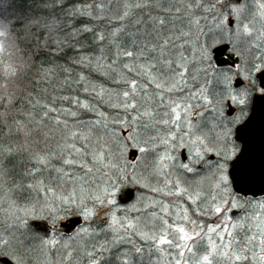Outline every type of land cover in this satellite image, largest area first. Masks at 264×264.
<instances>
[{"label":"snow or ice","instance_id":"snow-or-ice-1","mask_svg":"<svg viewBox=\"0 0 264 264\" xmlns=\"http://www.w3.org/2000/svg\"><path fill=\"white\" fill-rule=\"evenodd\" d=\"M25 4L32 72L0 98L15 113L0 118V264H264V192L232 178H264L256 132L237 139L264 98V0Z\"/></svg>","mask_w":264,"mask_h":264},{"label":"trees","instance_id":"trees-1","mask_svg":"<svg viewBox=\"0 0 264 264\" xmlns=\"http://www.w3.org/2000/svg\"><path fill=\"white\" fill-rule=\"evenodd\" d=\"M31 14L25 0H0V33H3L0 35L3 45L0 51V98L16 99L27 87L26 78L32 72L35 41L32 39L31 22L24 18ZM35 30L39 31V28ZM8 109L0 111V118L15 115L10 105Z\"/></svg>","mask_w":264,"mask_h":264},{"label":"water","instance_id":"water-1","mask_svg":"<svg viewBox=\"0 0 264 264\" xmlns=\"http://www.w3.org/2000/svg\"><path fill=\"white\" fill-rule=\"evenodd\" d=\"M261 76H264V74H261ZM261 86H264V81L261 82ZM261 112H264V98L260 97H254L253 98V113H252V120L250 122H246V127L244 132L238 131L237 133V139L243 140L245 142V150H248L249 144L248 139L250 133L253 131L256 132V148L257 150H264V136L261 135L260 131V124H259V114ZM232 178L235 183V187L238 191L243 190L246 193L257 194L260 195L261 192H264V178H261L257 176V178L249 183L242 184L241 183V177L235 173V170H232ZM132 190H126L125 194L127 195V199H129L132 195ZM126 199H122V201H125ZM74 217L69 218L68 220H65L60 223V228L65 233H70L76 225L74 224ZM37 226L38 231L45 232L48 230V224L43 221H35L32 222ZM6 264H10V262H6Z\"/></svg>","mask_w":264,"mask_h":264},{"label":"rangeland","instance_id":"rangeland-1","mask_svg":"<svg viewBox=\"0 0 264 264\" xmlns=\"http://www.w3.org/2000/svg\"><path fill=\"white\" fill-rule=\"evenodd\" d=\"M142 191V190H141ZM137 195V191L134 189V196H133V199L135 198V196ZM132 199V200H133ZM131 202V201H130ZM3 219V217H2V215H0V220H2ZM42 259V258H41Z\"/></svg>","mask_w":264,"mask_h":264},{"label":"flooded vegetation","instance_id":"flooded-vegetation-1","mask_svg":"<svg viewBox=\"0 0 264 264\" xmlns=\"http://www.w3.org/2000/svg\"><path fill=\"white\" fill-rule=\"evenodd\" d=\"M259 198H260V196L257 197V199H259Z\"/></svg>","mask_w":264,"mask_h":264}]
</instances>
